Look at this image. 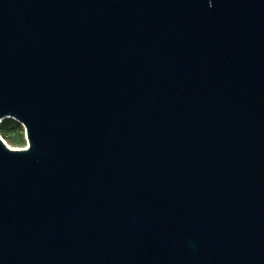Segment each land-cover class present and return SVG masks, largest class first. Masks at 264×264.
Wrapping results in <instances>:
<instances>
[{
  "label": "water",
  "instance_id": "1",
  "mask_svg": "<svg viewBox=\"0 0 264 264\" xmlns=\"http://www.w3.org/2000/svg\"><path fill=\"white\" fill-rule=\"evenodd\" d=\"M0 264H264V0H0Z\"/></svg>",
  "mask_w": 264,
  "mask_h": 264
},
{
  "label": "rangeland",
  "instance_id": "2",
  "mask_svg": "<svg viewBox=\"0 0 264 264\" xmlns=\"http://www.w3.org/2000/svg\"><path fill=\"white\" fill-rule=\"evenodd\" d=\"M10 118V117H6ZM5 118L1 119L4 120ZM13 119V118H11ZM15 120V119H13ZM16 121V120H15ZM18 122V121H17ZM17 127H8L4 134H0L4 142L10 148H26L28 146V140L25 135V127L22 123L18 122Z\"/></svg>",
  "mask_w": 264,
  "mask_h": 264
},
{
  "label": "trees",
  "instance_id": "3",
  "mask_svg": "<svg viewBox=\"0 0 264 264\" xmlns=\"http://www.w3.org/2000/svg\"><path fill=\"white\" fill-rule=\"evenodd\" d=\"M19 124L17 121L11 119V118H5L4 120H1L0 121V134H4L5 130L8 128V127H17Z\"/></svg>",
  "mask_w": 264,
  "mask_h": 264
}]
</instances>
